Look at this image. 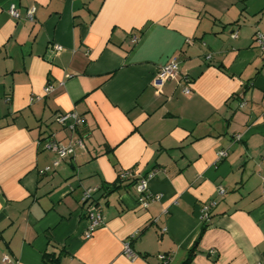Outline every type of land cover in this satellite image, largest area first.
<instances>
[{
  "label": "crops",
  "instance_id": "0c3cea01",
  "mask_svg": "<svg viewBox=\"0 0 264 264\" xmlns=\"http://www.w3.org/2000/svg\"><path fill=\"white\" fill-rule=\"evenodd\" d=\"M257 31L264 0H0V264H264ZM173 58L181 74L157 91ZM68 112L84 119L75 132L54 120ZM53 136L83 146L55 167ZM140 178L161 197L147 209Z\"/></svg>",
  "mask_w": 264,
  "mask_h": 264
},
{
  "label": "built area",
  "instance_id": "2783aa9c",
  "mask_svg": "<svg viewBox=\"0 0 264 264\" xmlns=\"http://www.w3.org/2000/svg\"><path fill=\"white\" fill-rule=\"evenodd\" d=\"M35 8H30L27 12V19L34 20ZM9 14L15 19L20 18V14L15 5H11L9 9ZM233 37H237L236 34H233ZM254 42L261 52L264 53V31H257L254 37ZM59 50L60 48H55ZM180 62L176 58L171 59V61L162 66L157 75L155 76L152 85L157 90L160 91L166 82L176 79L180 74ZM53 92V86H46L44 88V95H50ZM184 92L190 94L191 89L186 87ZM41 97H37L40 99ZM55 122L63 128L70 129L75 132L79 127L84 123V119L79 116L77 113L68 112L60 113L55 116ZM79 145L83 146V141L81 139L73 140L69 145H63L57 141L54 136L50 138L45 144L44 149L55 152L58 155V160L54 162L53 166H58L60 160L67 158L70 154L73 153V146ZM219 160L227 156L226 151H221L219 154ZM51 168L48 167L46 171H49ZM133 176L130 172H121L119 175V180L123 181L124 179ZM134 188L138 196V205L140 208L147 209L149 204L153 200H158L160 196H153L149 191V183L147 178H140L134 182ZM95 189H89L85 192L83 201L89 202L92 199V194L95 192ZM219 195H224L225 190L222 187L218 188ZM217 201H213L208 205H205L202 208V221L203 223L209 222L212 214V209L216 207ZM105 224V218L102 214L101 207H96L92 212L89 213V226L88 232L86 234L87 238H91L93 233L100 227ZM123 254L131 261H134L138 258V254L132 249L130 242L124 244ZM211 255H215V251H210ZM159 259L163 262H167L169 257L166 255H160ZM5 262L9 261L8 257L4 258Z\"/></svg>",
  "mask_w": 264,
  "mask_h": 264
},
{
  "label": "trees",
  "instance_id": "16d2710c",
  "mask_svg": "<svg viewBox=\"0 0 264 264\" xmlns=\"http://www.w3.org/2000/svg\"><path fill=\"white\" fill-rule=\"evenodd\" d=\"M114 190H115V188H113ZM112 189V190H113ZM106 190H110L109 188H106ZM205 225V227H206V223H204ZM205 227H203V230H202V232L205 230ZM191 254H193V252L191 253ZM47 257V262H49V264H59V262H60V257H54V256H46Z\"/></svg>",
  "mask_w": 264,
  "mask_h": 264
}]
</instances>
